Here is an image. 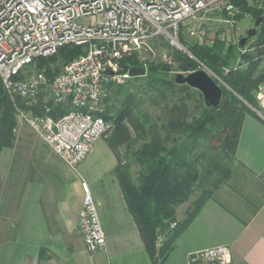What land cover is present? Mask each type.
Wrapping results in <instances>:
<instances>
[{
  "label": "trees",
  "instance_id": "1",
  "mask_svg": "<svg viewBox=\"0 0 264 264\" xmlns=\"http://www.w3.org/2000/svg\"><path fill=\"white\" fill-rule=\"evenodd\" d=\"M228 2L240 13L252 16L253 21L264 14L261 0ZM239 17L237 14L236 20ZM186 47L192 58L176 56L182 71L196 70L200 62L222 79V98L217 108L205 106L197 90L173 83L169 68L160 64L147 67L143 78L147 80L149 91L142 92L160 111L158 114L143 108L137 98L138 92H130L124 86L111 88L110 93L118 97V106L111 113L105 105L103 113L104 119L112 122V132L104 139L117 161L114 171L128 211L153 264L164 261L174 239L206 198L214 199L229 210L226 204L214 197V192L237 175L245 177L244 167L235 158L239 129L244 115L252 114L250 106H255L252 91L264 84V70L257 74L264 59V21L258 24L253 40L243 46L239 41L237 45L230 46L215 41L210 47L197 43ZM81 53V46H64L55 54L37 61L46 66L56 61L65 64ZM138 65L131 56L121 61L123 72ZM46 73L48 78H53L49 69ZM110 98L111 94H108L105 102ZM26 107L34 112L40 111V105ZM69 109L68 106L53 105L50 114L58 117ZM0 114L1 150L11 144L16 123L15 106L6 95L1 80ZM122 145L128 149L125 155L128 160H122L118 153L117 148ZM134 163L139 166L135 179L131 172ZM197 189L199 194L192 202L193 207L178 222L176 207L187 202ZM262 200L253 206L250 215L258 210ZM161 235L165 238L157 246Z\"/></svg>",
  "mask_w": 264,
  "mask_h": 264
},
{
  "label": "built area",
  "instance_id": "2",
  "mask_svg": "<svg viewBox=\"0 0 264 264\" xmlns=\"http://www.w3.org/2000/svg\"><path fill=\"white\" fill-rule=\"evenodd\" d=\"M221 1L0 0L2 87L15 106L17 118L68 169L75 171L91 153L95 141L112 132V122L103 117L104 97L109 84L130 77L128 70L121 72L122 59L141 52L150 41L158 38L192 58L179 40L182 30ZM232 7L225 5L228 11ZM64 46H81L83 52L51 79L42 73L27 74V68L39 58L51 56ZM162 60L173 64L167 54H163ZM198 69L217 78L200 62ZM259 88L257 104L250 109L264 124V85ZM43 93L47 97H41ZM38 105L39 114L26 107ZM53 105L70 109L52 117ZM78 229L86 251L94 254L104 248L105 234L87 187L83 189ZM156 245H160V237ZM200 263L230 264V250L225 245H217L188 256L187 264Z\"/></svg>",
  "mask_w": 264,
  "mask_h": 264
},
{
  "label": "crops",
  "instance_id": "3",
  "mask_svg": "<svg viewBox=\"0 0 264 264\" xmlns=\"http://www.w3.org/2000/svg\"><path fill=\"white\" fill-rule=\"evenodd\" d=\"M24 125L13 128L11 144L0 150V225L6 210L20 225L14 237V264H73V257L74 264H85L79 257L84 245L78 229L84 187L93 197L105 234L104 248L86 264H153L124 201L114 171L117 161L106 142L97 139L73 171ZM235 158L245 176H264V124L252 114L242 119ZM259 194L257 204L264 189ZM186 205L176 207L178 222ZM228 208L206 198L160 264H187L191 253L217 245L229 248L230 264H264V199L253 215V207L242 215ZM2 242L0 236V264H5ZM32 243L38 248L32 249ZM58 244L61 253L54 248Z\"/></svg>",
  "mask_w": 264,
  "mask_h": 264
},
{
  "label": "rangeland",
  "instance_id": "4",
  "mask_svg": "<svg viewBox=\"0 0 264 264\" xmlns=\"http://www.w3.org/2000/svg\"><path fill=\"white\" fill-rule=\"evenodd\" d=\"M227 2L228 0H223L221 2H218L217 4L213 5L212 7L208 8L203 13H201L200 17L196 21L186 24L184 29L182 30V34L180 35V39H179L180 42H182L185 45V47L193 43L210 47L215 43V41H220L224 43L225 46H230L231 44L237 45L238 41L241 38L246 37V33L249 29L257 28L254 27V21L252 19V16L248 15L247 13L245 14L240 13L237 7L232 5V3L229 2L227 3ZM226 4H231L233 6L232 9H230V11L225 9ZM237 14H240V17L236 20L235 16ZM192 31L194 32L193 35L190 33ZM202 32L203 34H201ZM253 37L254 36L247 38L246 43L252 41ZM163 54H167L168 56H170L173 60V64L168 65L164 63L162 60ZM177 55H186L189 58H191L187 53L170 47L163 38H158L153 41H150L146 49L142 50L139 53H133L129 56L133 57L139 64L138 66L144 67L145 70L150 65H160V64L165 65L169 68V73L172 76L174 74L172 73L173 71L174 72L178 71L183 73H187V71H189V70L186 71L181 70L178 61L176 59ZM65 64H60L58 61H56L46 66V65H40L39 61H36L27 68L26 72L27 74L30 75L36 73H42L46 77H48L46 70L49 69L50 73L55 76L56 74L60 73L63 70ZM263 70H264V59L258 68L257 74L262 72ZM213 76L217 77L214 79V81L219 86L224 85L222 84L223 83L222 79L218 78V75L213 74ZM143 77L144 76H139L137 79H133L134 77H129L127 79H122L121 82L119 83L109 84L107 86L106 96L108 94L109 95L111 94V98L107 102H105L106 96L104 97V103L107 109L112 113L114 107L118 106V100H117L118 97H116L114 93H110V90H112L111 88L124 86V88H127L130 92H134V91L138 92L137 98L143 108L148 109L154 115L158 114V112L160 111L155 109L152 106V104L149 103L148 99L144 96V94L142 95L143 91H147V90L149 91L147 80ZM262 85L264 84H260L256 88V90L252 91V94L255 98V104H257L256 95L260 91L259 87ZM43 96L47 97L46 93H43L41 97ZM39 112H40L39 110H36L34 113L39 114ZM15 121L16 123L14 127L18 126L19 124H23V125L25 124L23 121H20L17 118L16 114H15ZM28 128L29 127L27 126V129ZM131 132L134 133L133 130H131ZM98 141L105 142V139L99 138ZM117 150L122 160H128L127 157L125 156L126 153L128 152V149L124 145L118 147ZM138 170H139V166L136 163L132 164L131 172L134 179L136 177ZM263 189H264V176L260 177L258 180L255 179L252 180L248 176L242 177L240 175H237L233 177L232 180H230L229 182L220 185L215 190L214 197H216L222 203L226 204L233 211L241 213L242 215L244 210L246 213L247 210H250L255 204H257L258 198L261 197L259 191ZM198 194H199V190L197 189L187 201L186 209L184 210L185 207H182L183 208L182 210H184V214L181 217L182 219L185 218L188 210L193 207L192 202ZM242 208H244L243 211ZM6 213H8V215H6V217L4 218L5 220L3 224L0 225V236L2 237V241H3L1 243L2 244L1 248L4 254L3 259L5 261V264H14L16 263L15 258L13 256L16 248L14 247V237L16 236L18 229H20V225L16 223V219L12 217V215H10L11 214L10 210H6ZM182 219L180 221H182ZM164 238L165 236L161 235L160 244L163 242ZM32 244H34L31 246L32 249L34 247L35 249L38 248V243H32ZM54 248L57 252L61 253L59 244L55 245ZM42 250L45 249L42 248ZM82 250L83 251L81 253L79 252V257L83 259L84 263L86 264L87 262H89L90 258L93 257L92 256L93 254L86 251L85 248H83ZM59 259L60 257L57 258V260ZM72 259H74L73 264L77 262L76 260L77 257H73Z\"/></svg>",
  "mask_w": 264,
  "mask_h": 264
},
{
  "label": "water",
  "instance_id": "5",
  "mask_svg": "<svg viewBox=\"0 0 264 264\" xmlns=\"http://www.w3.org/2000/svg\"><path fill=\"white\" fill-rule=\"evenodd\" d=\"M260 5L264 10V0H261ZM262 21H264V14L254 21V27H257ZM255 32V28L249 29L246 33V37L239 40L240 46L245 44L247 38L254 36ZM145 74L146 70L141 66H133L128 69V75L130 77H139ZM171 80L177 85L185 84L197 90L202 95L203 103L207 107L217 108L221 102L222 92L220 86L202 69L187 74L175 73L172 75Z\"/></svg>",
  "mask_w": 264,
  "mask_h": 264
}]
</instances>
